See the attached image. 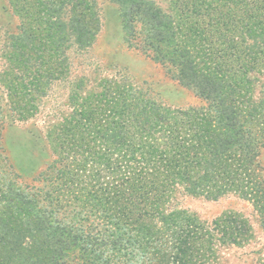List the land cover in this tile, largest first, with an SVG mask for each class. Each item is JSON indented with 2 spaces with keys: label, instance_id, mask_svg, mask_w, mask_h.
<instances>
[{
  "label": "trees",
  "instance_id": "1",
  "mask_svg": "<svg viewBox=\"0 0 264 264\" xmlns=\"http://www.w3.org/2000/svg\"><path fill=\"white\" fill-rule=\"evenodd\" d=\"M112 1L128 46L204 103L167 106L112 78L75 91L72 112L51 131L59 157L31 180L3 144L0 103V264H213L219 246L253 237L240 213L208 222L172 208L181 190L236 194L264 227V82L255 87L264 0H169V11L155 0ZM12 5L22 20L10 57L16 83L4 85L12 117L28 119L67 75L68 50L91 47L102 20L94 0Z\"/></svg>",
  "mask_w": 264,
  "mask_h": 264
},
{
  "label": "rangeland",
  "instance_id": "2",
  "mask_svg": "<svg viewBox=\"0 0 264 264\" xmlns=\"http://www.w3.org/2000/svg\"><path fill=\"white\" fill-rule=\"evenodd\" d=\"M94 1L102 20L96 41L89 48H70L67 53V75L51 83L44 97L36 98L37 111L31 118L18 119L16 114L12 117L10 93L4 81L9 79L16 83V72L10 57L14 53V35L20 31L22 20L15 12L12 0H0V103L6 126L3 130V144L11 162L16 170L24 174L25 180H31L46 170L59 157L51 131L63 117L72 112L71 96L75 91L83 96L88 91L100 90L103 79L112 78L132 84L148 97L167 106L188 107L204 103L193 90L172 79L162 65L139 49L128 46L124 38L120 7L116 2ZM155 1L169 11V0ZM256 80V93H259L264 73L256 74ZM262 160L264 165V153ZM171 207L194 212L208 222L224 213L242 214L252 224L253 237L245 245L219 246L218 257L213 264H264V227L252 202L233 193L212 200L181 190L175 194Z\"/></svg>",
  "mask_w": 264,
  "mask_h": 264
}]
</instances>
